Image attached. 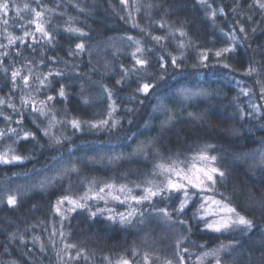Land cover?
<instances>
[{
    "label": "trees",
    "instance_id": "trees-1",
    "mask_svg": "<svg viewBox=\"0 0 264 264\" xmlns=\"http://www.w3.org/2000/svg\"><path fill=\"white\" fill-rule=\"evenodd\" d=\"M207 2L211 9L197 0H128L127 6L120 0H40L39 4L14 0L21 8L28 3L51 9L45 19L50 21L46 27L53 39L48 43L36 33L37 43L29 38L27 44L0 49L8 52L0 56V99L16 107L15 112L0 107V130L7 133L0 139V152L11 147L25 158L22 163L0 165V264H106L105 256L113 264L121 256L132 264H144L145 253L151 264H180V256L185 264H196L197 257L221 246L217 254L221 264H264V10L255 0ZM212 10L217 12L214 21L208 15ZM10 16L14 18V10ZM2 27L0 42L7 44ZM68 27L85 35L68 32ZM30 30L34 29L30 26ZM9 31L22 34L19 28ZM224 32L235 33V50L217 58L214 53L230 43ZM152 36L165 39L157 43ZM128 37L144 49L149 61L145 69L131 71L139 66L132 59L136 44ZM181 42L185 47H179ZM78 43L84 44L83 51L76 49ZM204 50L208 60L202 62ZM172 57L177 58V66L172 65ZM250 67L255 69L251 74ZM14 69H22L24 75L30 69L33 77L49 71L53 75L38 92L35 79L26 89L18 78L14 89ZM144 82L154 85L147 95L137 91ZM61 86L65 98L58 96ZM27 94L35 98L37 107L45 101L49 116L38 117L22 106L21 96ZM48 95L55 99L46 101ZM113 102L116 110L109 119ZM53 113L54 126L45 136ZM4 115L11 119L4 120ZM73 119L81 122L79 130L71 126ZM101 120L109 123L91 127ZM26 131L35 139H22ZM207 145L213 146L208 152L218 157L217 164L226 173L214 195L219 199L223 194L251 219L250 231L203 230V222L193 216L199 194L180 214L175 212L179 194L156 197L151 204L136 206L142 217L137 215L125 226L100 217L89 219L86 211L66 213L67 219L55 211L58 199L78 198L91 182L143 185L153 180L155 165L162 160L190 158ZM45 179L51 182L41 188ZM8 194L18 196L15 207L7 205ZM115 207L125 211L124 206ZM159 208H167L171 219ZM180 219L184 224L178 223ZM65 244L75 247L65 249ZM77 251L88 259L69 260L68 254L75 257ZM217 256L205 257L204 264H215Z\"/></svg>",
    "mask_w": 264,
    "mask_h": 264
},
{
    "label": "snow or ice",
    "instance_id": "snow-or-ice-1",
    "mask_svg": "<svg viewBox=\"0 0 264 264\" xmlns=\"http://www.w3.org/2000/svg\"><path fill=\"white\" fill-rule=\"evenodd\" d=\"M202 6H206L211 9L212 5L207 2V0H197ZM36 3L39 4L40 0H36ZM120 3L127 6L128 0H120ZM256 5L262 10H264V2L262 0H255ZM15 11L14 18L10 16L12 11ZM51 11L47 8H33L28 3H25L21 8L19 5L14 3V0H0V26L2 27V38L7 41V44L0 42V49L11 48L17 44H27L28 39L30 38L32 43H37L36 33H39L40 37L47 41L48 43L52 42L53 36L52 33L47 29L46 25L50 21L45 19L46 12ZM223 14V10H220ZM22 13H29L30 15L25 16ZM209 17L214 21L217 12L212 10L208 13ZM11 22V23H10ZM31 29L34 30H30ZM138 27V25H133ZM9 27L13 29L19 28L22 34L18 35L15 31H9ZM163 27V25H161ZM66 31L71 33H78L83 36V33L80 29L68 27ZM143 31V30H142ZM239 31L241 33L245 32L243 27H240ZM255 31V29H253ZM181 36H184V32H180ZM223 35L226 37L227 41L230 42L229 46L217 50L214 55L219 58L226 53L233 52L235 50L236 36L232 32H224ZM129 40H132L136 44V49L132 53V59L135 61V65L139 66L138 68L134 67L131 69L133 72H137L140 69H145L149 61L143 56L144 49L140 46V42L133 39V37H128ZM152 39L159 43L161 40L165 39L162 36H152ZM180 48L185 47V44L181 42L179 44ZM76 49L79 51L84 50V44H76ZM72 54V53H70ZM8 52H0V56H7ZM16 55H20L17 51ZM163 57L160 58V66L163 68L165 64L162 62ZM200 60L202 62L208 60V50H204L200 53ZM3 63V60H0V64ZM171 63L173 66H177V58L172 57ZM223 67L229 68L228 64H224ZM4 72H7L8 69H3ZM252 71H255L253 68H249V74ZM22 69H14L11 72V81L14 86L17 85V79L19 78L22 82L24 88L30 87V79H35L38 81L40 88L36 91H40L42 88L48 86V77L52 76L51 71L43 77H33L31 70L29 69L26 75L22 74ZM56 76L62 75V73L56 72ZM117 84L121 81H117ZM154 85L150 82H144L139 84L137 91L145 95L149 94L150 89ZM181 92L187 93V89H181ZM241 92L244 95H248V91L241 89ZM64 87L61 86L58 91V96L65 98ZM262 98H264V90L261 93ZM54 96L48 95L46 101H53ZM109 99H111V93L109 92ZM21 105L24 107H30L33 113H36L38 117H47L49 113L46 111L47 104L45 101H40V106L37 107V102L31 94L21 96ZM7 106L8 108L16 111L14 104L6 101L5 99H0V107ZM111 111L108 113L109 119L112 118V113L116 110L114 107V102L109 105ZM253 112L257 111L256 106H252ZM3 115V113H0ZM4 120H10L11 117L8 115L3 116ZM243 118V116L241 117ZM56 120L55 114H51V119L48 121V127L44 129L43 134L45 136L49 135V130L54 126V121ZM169 122L172 120L170 116L168 118ZM17 124L22 123L21 120L16 121ZM71 126L74 129L79 130L81 127V122L79 120L73 119L70 121ZM109 123L108 120H101L99 123L92 124L93 128H100ZM114 126V125H113ZM39 127V125H37ZM12 134L19 135L16 129L9 130ZM7 133L3 130H0V139H3ZM29 137L35 139V134L31 132H25L22 139L27 140ZM10 138V137H9ZM55 143L60 144L62 141L60 139L53 138ZM213 147L212 145H207L204 148H201L190 158L180 159H170L168 161H161L155 165L153 171V176L162 177L159 183H156L154 180H147L143 185L136 183L134 187L129 186L127 183H117L105 182L103 184H96L91 182L87 187V190L80 195L78 198L65 195L56 201L55 211L57 214L61 215L62 219H67L65 213L76 212L77 210L86 211L88 213V218L95 220L100 217L111 224L119 223L121 226L132 224L136 219L137 215L142 217L143 213L138 211L136 206L144 205L145 203L151 204L153 199L156 197H162L163 199H169L173 194H179L177 199L179 204L175 207V212L177 214L183 213L185 209L192 203L193 199L199 194V203L197 205V211L193 213V216L198 218L199 221L203 222V230L213 232V233H224L234 229H243L245 231H250L254 227V223L251 219H248L245 215H242L236 207H234L227 198L220 194L218 199L214 193L218 191L217 183L218 181H223L226 173L222 170L218 164V157L215 155H210L208 149ZM142 150V149H138ZM25 158L21 155L15 153V151L10 147L4 152H0V165H8L13 163H22ZM74 170V169H73ZM51 181L45 179L40 182V187L43 188L46 183ZM213 193V195H209ZM168 194V195H165ZM94 202V203H93ZM100 202H103V207L99 206ZM6 203L9 207H15L18 204V196L16 194H8L6 196ZM68 205L67 207H63ZM115 205H120L125 207V211H118ZM157 211L162 214L165 218L171 219L172 213L168 211L167 208H159ZM142 222V220H141ZM179 224H184V220H178ZM190 231V229H189ZM55 235V233H53ZM60 236L63 238L64 233L61 232ZM75 245L65 244V249L74 248ZM200 247H204L200 245ZM180 248V242H177V249ZM221 248L216 249L214 252H205L202 256L196 258V264H204L205 257L208 256H217V254L222 251ZM64 251V250H62ZM183 252L187 253L188 248L184 247ZM60 254L58 253V256ZM83 256L84 259H88L87 256H84L83 252L77 251L75 257L70 253L68 254L69 260L76 259L79 260ZM104 261L106 264H113L110 257L105 256ZM180 264H185L183 256L179 257ZM115 264H132V261L128 258L121 256L116 261ZM144 264H151V260L147 253L144 255ZM167 264H171V261H168ZM215 264H221L220 259L216 258Z\"/></svg>",
    "mask_w": 264,
    "mask_h": 264
},
{
    "label": "rangeland",
    "instance_id": "rangeland-1",
    "mask_svg": "<svg viewBox=\"0 0 264 264\" xmlns=\"http://www.w3.org/2000/svg\"><path fill=\"white\" fill-rule=\"evenodd\" d=\"M186 95H191V94L186 93ZM161 179H162V177H159V176H154V177H153V180H154L156 183H159ZM67 206H68V205H64L63 207H67ZM65 215H66V213H65Z\"/></svg>",
    "mask_w": 264,
    "mask_h": 264
}]
</instances>
